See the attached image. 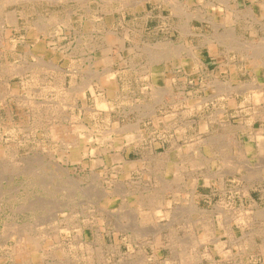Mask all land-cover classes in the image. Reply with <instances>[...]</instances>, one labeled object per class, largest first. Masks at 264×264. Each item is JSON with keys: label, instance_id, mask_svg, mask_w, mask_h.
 <instances>
[{"label": "rangeland", "instance_id": "obj_1", "mask_svg": "<svg viewBox=\"0 0 264 264\" xmlns=\"http://www.w3.org/2000/svg\"><path fill=\"white\" fill-rule=\"evenodd\" d=\"M112 3L0 0V264H264V46L206 68Z\"/></svg>", "mask_w": 264, "mask_h": 264}, {"label": "crops", "instance_id": "obj_2", "mask_svg": "<svg viewBox=\"0 0 264 264\" xmlns=\"http://www.w3.org/2000/svg\"><path fill=\"white\" fill-rule=\"evenodd\" d=\"M194 1L195 0H113L111 13L109 16L106 15L107 17H105V19H109L111 16L110 19L113 23L115 21V16L120 13L123 15V20L127 18L131 20H141L142 27L140 29H132L129 27V30L131 33L135 32V34L142 36V39L151 34L152 37L154 36L151 41H158L162 39L163 36L171 40L178 37L180 41H183L184 37L187 36H200V43L197 47L198 56L195 61L196 65L206 68L217 67L221 65V58H226L225 53L223 54L222 52L226 51L227 48L215 40L217 37L226 35L236 36L240 42H242L243 38H249L254 41L256 40L259 44L264 46V0H201L199 5L201 8L200 18H196L192 15L197 7ZM93 3H97V0H90L91 5L88 21H92V25L87 28L85 25H81L83 29H79L80 33L87 35L97 34L96 25H100L101 20L94 15V13L98 11L92 8ZM178 7L182 9L183 14H177L176 10ZM214 9L215 11H213ZM164 15H167V17ZM166 19L170 25V30H168L167 35H161L160 26L156 27V24L160 25V23L162 21L164 22ZM239 58L240 56L234 53L233 59L235 63H237L235 60ZM239 64L240 61L238 60L237 65ZM96 67V63L90 64L92 70ZM112 67H116V65ZM117 74H119L117 77H120V73L117 72ZM243 82L241 76H238V79L232 81L233 84H241ZM258 82L260 83L261 81ZM188 96L189 97L186 98L191 100L208 99V95L204 91L190 92ZM229 98L239 101L245 99L246 94L240 91L232 92ZM217 99H220V97H217ZM237 108L238 114L245 112L243 104L238 103ZM201 111L202 109L200 112ZM260 173H262V170H260ZM181 193H184L183 190ZM200 196L201 199H203L205 195L200 194ZM262 223L264 225V220ZM228 225L234 228L240 227L239 221H233L232 224H230V221L224 222V226Z\"/></svg>", "mask_w": 264, "mask_h": 264}, {"label": "bare ground", "instance_id": "obj_3", "mask_svg": "<svg viewBox=\"0 0 264 264\" xmlns=\"http://www.w3.org/2000/svg\"><path fill=\"white\" fill-rule=\"evenodd\" d=\"M11 1H12V0H11ZM21 1H22V0H21ZM122 1H123V0H122ZM137 1H138V0H137ZM223 1H224V0H223ZM16 2H17V1H16ZM225 2H226V1H225ZM12 3H13V2H12ZM135 4H136V3H135ZM138 4H139V3H138ZM262 5H263V4H262ZM178 6H179V5H178ZM262 8H263V7H262ZM8 14H9V13H8ZM12 14H13V13H12ZM13 18H14V17H13ZM13 18H12V20H16V19H13ZM253 19H254V18H253ZM15 23H16V22H15ZM187 29H188V28H187ZM189 33H190V32H189ZM230 33H231V32H230ZM232 34H233V33H232ZM233 35H234V34H233ZM116 40H117V39H116ZM116 40H114V41H116ZM250 46H251V45H250ZM155 47H156V46H155ZM245 47H247V46H245ZM252 47H254V46H252ZM261 47H262V46H261ZM148 48H149V47H148ZM172 48L175 49V46L172 47ZM241 48H242V47H241ZM255 48H256V47H255ZM255 48H252L251 50L253 51ZM182 49H183V48H182ZM233 49H234V48H233ZM248 49H249V48H248ZM260 49H261V48H259V50H260ZM263 49H264V48L261 49L262 52H261L260 54H264V53H263ZM167 50H168V49H167ZM256 50H257V48H256ZM165 51H166V50H165ZM170 51H171V50H170ZM172 51H173V50H172ZM246 51H247V50H246ZM247 52H248V51H247ZM249 52H250V51H249ZM253 52H254V51H253ZM256 52H258V50H257ZM156 53H157V52H156ZM160 53H161V52H160ZM245 53H246V52H245ZM258 53H259V52H258ZM162 54H164V53H162ZM165 54H166V53H165ZM249 54H251V53H249ZM155 55H156V54H155ZM155 55H154L153 58L156 59ZM166 55H167V54H166ZM246 55H247V54H246ZM252 55H253V54H251V56H252ZM254 55H255V53H254ZM254 55H253V56H254ZM156 56H158V55H156ZM241 56H242V55H241ZM249 56H250V55H249ZM257 56H259V55H257ZM257 56H256V57H257ZM262 56H264V55H262ZM104 57L107 58L106 55H105ZM158 57H159V56H158ZM161 58H162V57H161ZM164 58H165V57H164ZM248 58H249V57H248ZM252 58H253V57H252ZM259 58H261V57H259ZM102 59H103V57H102ZM109 59H110V58H109ZM158 59H159V58H158ZM246 59H247V58H246ZM250 59H251V58H250ZM159 60H160V59H159ZM167 60H168V59H167ZM156 61L158 62V60H156ZM107 62H110V61H107ZM164 63H165V62H164ZM261 66H262V64H261ZM110 75H111V73H110ZM110 75L107 73V77L109 76V77H108V80H109V78L111 77ZM112 76H113V75H112ZM107 77H106V78H107ZM111 84H112V83H111ZM254 84H255V83H254ZM243 86H244V85H243ZM255 86H257V85H255ZM257 87H259V86H257ZM261 87H262V86H261ZM261 87H260V88H261ZM255 88H256V87H255ZM223 89H224V87H223ZM262 89H263V88H262ZM262 89H261V90H262ZM224 90H225V89H224ZM129 137H130L131 139H134V138H135L134 136H129ZM77 142H78V141H77ZM76 145H77V144H76ZM250 153H251V152H250ZM250 153H249V154H250ZM75 154H76V153H74V155H75ZM244 164H245V163H244ZM176 170H177V169H176Z\"/></svg>", "mask_w": 264, "mask_h": 264}]
</instances>
